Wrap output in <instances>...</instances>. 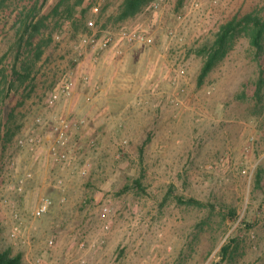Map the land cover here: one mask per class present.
<instances>
[{
    "label": "rangeland",
    "instance_id": "rangeland-1",
    "mask_svg": "<svg viewBox=\"0 0 264 264\" xmlns=\"http://www.w3.org/2000/svg\"><path fill=\"white\" fill-rule=\"evenodd\" d=\"M121 1L49 0L42 12L41 59L1 113L32 89L0 140V249L22 264H264V49L239 28L199 82L202 49L230 18L264 17V0H152L117 21ZM17 11L0 0L3 63ZM121 28L145 40L116 41L98 64L73 50ZM66 76L71 94L48 105ZM61 120L65 161L52 149Z\"/></svg>",
    "mask_w": 264,
    "mask_h": 264
},
{
    "label": "trees",
    "instance_id": "trees-1",
    "mask_svg": "<svg viewBox=\"0 0 264 264\" xmlns=\"http://www.w3.org/2000/svg\"><path fill=\"white\" fill-rule=\"evenodd\" d=\"M13 1L18 9L14 17L16 27L14 43L10 49L11 60L3 63L0 59V140L9 141L12 133L8 128V123L13 119V114L18 106L30 96L32 89L24 91V95L17 103L8 109L6 119H2L1 113L5 102L10 97L15 96L19 88L31 81V75L37 62L43 54L45 42L42 40L35 44V39L46 27L47 15L42 12L49 0H1L2 3ZM152 0H122L116 11V20L122 21L134 17ZM239 28L249 30L250 44L256 50L258 57L263 53L264 42V17L258 14L248 13L241 18L232 17L220 27L216 36L209 46H205L202 51L207 53V57L199 74V82H202L217 62L225 56L230 48L232 37ZM50 40V39H49ZM32 57L29 58V55ZM3 146L4 141L1 142ZM4 148V147H3ZM2 154V153H0ZM1 158V155H0ZM188 202H195L189 200ZM223 254H228L229 245L222 248ZM0 264H22L21 255H13L9 250L0 249Z\"/></svg>",
    "mask_w": 264,
    "mask_h": 264
},
{
    "label": "built area",
    "instance_id": "built-area-1",
    "mask_svg": "<svg viewBox=\"0 0 264 264\" xmlns=\"http://www.w3.org/2000/svg\"><path fill=\"white\" fill-rule=\"evenodd\" d=\"M164 3V0H153L151 2L152 9L160 8ZM86 25L89 29L95 31V21L93 19H87ZM58 38V37H57ZM145 40V36L142 32L137 30H130L127 28H121L116 33H106L99 35V33L92 34H83L77 40V43L73 46V50L78 55H86L89 54L91 60L94 64H98L101 58V55L109 50L116 41H121L128 45L133 44H141ZM87 78V77H86ZM72 92V82L68 76L61 79V81L57 84L55 89L51 91L47 97V103L50 106H53L61 96H69ZM89 100V98H88ZM38 123H41V118L37 119ZM69 129V123L65 120H61L56 122L53 127V132L55 134V144L52 149L54 151V155L60 161L67 160V155L65 151V147L67 145V131ZM34 142L33 139H29L28 141H24L20 139L18 141L20 146H24L25 144L32 145ZM80 173L83 175L86 174V170L81 168ZM27 176H30L29 174ZM22 182L19 184L18 190L22 191ZM49 207L48 199H44L43 202L35 209L33 215L35 217L42 216ZM104 212H109L108 207H104ZM41 264V263H39Z\"/></svg>",
    "mask_w": 264,
    "mask_h": 264
}]
</instances>
